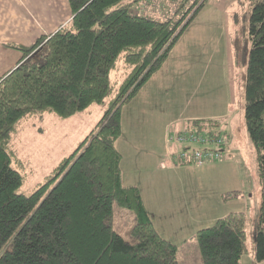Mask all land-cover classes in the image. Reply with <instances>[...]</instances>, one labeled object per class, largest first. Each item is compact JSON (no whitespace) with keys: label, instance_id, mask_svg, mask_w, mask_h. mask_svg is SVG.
<instances>
[{"label":"trees","instance_id":"obj_1","mask_svg":"<svg viewBox=\"0 0 264 264\" xmlns=\"http://www.w3.org/2000/svg\"><path fill=\"white\" fill-rule=\"evenodd\" d=\"M149 0H68L72 18L21 52L16 68L0 79V264H179L175 244L161 237L138 187L121 179V111L157 72L206 0L176 4L166 18L137 11ZM163 1V0H159ZM246 60L244 118L257 160L261 200L253 232L254 258L264 261V0H252ZM122 61L124 77L111 74ZM105 110L94 131L64 157L29 195L23 162L12 148L19 121L51 113L68 119L95 104ZM217 133L210 119L187 122ZM225 193L224 202L237 199ZM131 211L130 240L112 227L113 204ZM203 264H241L248 231L242 212L199 229Z\"/></svg>","mask_w":264,"mask_h":264},{"label":"rangeland","instance_id":"obj_2","mask_svg":"<svg viewBox=\"0 0 264 264\" xmlns=\"http://www.w3.org/2000/svg\"><path fill=\"white\" fill-rule=\"evenodd\" d=\"M175 7V3L166 0H149L137 11L166 18ZM251 7L252 0H206L170 51L162 69L123 106L122 134L115 143L122 156L124 180L139 185L156 227L160 228L158 219L169 229L175 226V232L183 240L195 219L191 213L213 212L219 217L224 211L244 212L247 254L261 200V184L255 147L245 124L241 126V114H233L234 127L228 146L231 156L224 159L226 164L222 160L199 167L174 165L173 147L170 150L166 141L173 123L168 124L165 134L164 126L172 115L184 111V99L187 115L190 111L208 115L217 108L223 110L227 98L235 105L240 104L251 46L248 36ZM124 71L119 61L111 80L119 83ZM173 90L183 92L176 101L178 94ZM106 104L107 101L92 105L68 119L44 113L19 121L11 137L12 148L24 164L21 171L24 182L19 193H32L61 159L77 149L94 131ZM160 153H164L162 157ZM159 160L166 167H161ZM231 191L240 195L242 191L246 196L224 202L223 196ZM134 222L131 211L113 204L112 227L125 240H130ZM182 244L184 250L191 251L193 244L197 248L195 239L186 238Z\"/></svg>","mask_w":264,"mask_h":264},{"label":"crops","instance_id":"obj_3","mask_svg":"<svg viewBox=\"0 0 264 264\" xmlns=\"http://www.w3.org/2000/svg\"><path fill=\"white\" fill-rule=\"evenodd\" d=\"M71 18L72 14L68 0H0V79L12 69L16 68L21 58V52L16 48L9 47L8 45L29 46L37 38L41 36H50L63 26L68 25L71 21ZM162 66L159 70L162 69ZM173 91L178 94L177 98H174L175 101L181 98V96L183 95V92L180 90ZM244 96L245 89L239 105L233 104L231 99L227 98L223 110L217 108L216 112L208 113V115H206L205 113H201V111H196V113H194V111H190L187 115V100L183 98L185 101V106L183 107L184 111H180L177 115H172L173 118H171L164 126V134L166 133L168 124H175L174 122H182L183 124L187 125V122L192 120H214L219 124L217 132L223 134L225 138L226 144L223 151V158L220 160V163L223 160L222 164H226L224 163L226 162L224 159H227L228 156H231V152L228 149V146L230 144V134L233 131L234 127L233 114H241V126L245 124V118L243 122L241 120L243 117L242 115L244 114ZM163 154L164 153H160V157H162ZM161 161L162 160H159L160 166H165ZM189 166L190 165H188L187 167ZM167 168H169V166H167ZM220 168L223 167L221 166ZM121 179L125 185H133L138 187L145 208L152 220L155 229L161 235V237L175 244V246L177 247L178 263L203 264L201 256L199 254L198 245L196 248V246L194 247L193 244V249L189 251L184 250V246L182 243L186 240V238L191 241L194 239L196 240L195 234L199 229L210 226L216 219L225 216L229 212L224 211L220 213L221 215H219V217H217L213 212L208 214L205 212H198L201 213L198 215L195 213H191L192 217L195 219L192 220L193 224L187 228V235H183L186 237L182 240L181 237L179 239V234L175 232V226H170L171 229H169V226H164L165 224L162 225V221L158 219V226H160V228L156 227L157 223L155 224L153 213H151L148 206H146L143 192L141 191L139 185L129 183L128 181L126 182L124 180L122 167ZM241 193V198L238 199L245 198L246 195L244 194V192L241 191ZM161 226H164V228ZM251 236L252 238L248 254L246 256H243L241 264H264V261L257 262L254 258L253 235Z\"/></svg>","mask_w":264,"mask_h":264},{"label":"built area","instance_id":"obj_4","mask_svg":"<svg viewBox=\"0 0 264 264\" xmlns=\"http://www.w3.org/2000/svg\"><path fill=\"white\" fill-rule=\"evenodd\" d=\"M172 150L171 160L176 166H203L218 162L223 158L225 138L223 134L210 135L205 131L191 130L187 125L178 122L172 124L167 138Z\"/></svg>","mask_w":264,"mask_h":264}]
</instances>
